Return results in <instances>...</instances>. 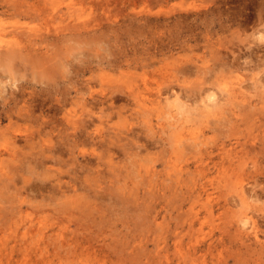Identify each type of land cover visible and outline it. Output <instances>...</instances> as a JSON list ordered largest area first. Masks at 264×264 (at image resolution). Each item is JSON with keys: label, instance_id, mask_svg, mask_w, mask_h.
I'll return each instance as SVG.
<instances>
[{"label": "rangeland", "instance_id": "374dc122", "mask_svg": "<svg viewBox=\"0 0 264 264\" xmlns=\"http://www.w3.org/2000/svg\"><path fill=\"white\" fill-rule=\"evenodd\" d=\"M37 1L0 0V27L13 30L21 25L18 30L22 31L28 25L42 27L41 32L51 29L47 32L51 36L56 34L51 23L56 27L87 21L92 30L96 21L100 28L73 36L66 29L68 32H62L68 35L62 40L42 44L52 52L45 56L49 58L47 73L45 66L44 70L37 66L41 64L38 59L34 64L22 62L23 58L12 64L0 63V111L13 107L15 114L16 110L31 111L37 119L20 118L12 124L7 119L1 121L0 152L12 146L15 134L19 137L30 132L38 136V141L46 133L43 138H49L52 130L50 125L41 124L38 115L42 113L46 118L58 119L67 109L68 115L82 117L86 124L91 121L89 117H94L96 124L88 130L99 136L96 142L86 136L76 148L84 151L78 157L69 154L64 143L68 153L63 150L54 167L57 175L70 183L75 173L90 179L89 189L80 187L84 183L79 179L76 185L78 192L91 194L96 203L76 204L74 208L68 203L63 205L59 202L63 197L47 192L46 187L54 181L49 173L23 170L29 159L26 148L16 159L5 152L0 156L5 159L2 165L11 170L0 171V264H174L179 256L174 250L176 234L182 238L180 248L185 254L190 244H195L193 264H264V107L260 102L264 101V93L253 87L264 76V0H82L83 7L79 0H39V7L34 4ZM19 5L25 14L31 5L30 13L37 11L40 21L23 15L18 18V12L23 11ZM43 7L51 13L50 28L49 20L42 19L47 16ZM13 11L16 15H11ZM60 11L76 12L77 20L74 15H60ZM7 36L12 39L10 34ZM59 61L66 68L62 69ZM56 63L62 70L54 66L59 70L52 72ZM13 80L16 84L10 85ZM134 83L141 86V97L148 105L142 112L134 104L136 99L126 97ZM230 86H242L249 95L257 94L251 96L254 101L260 96L256 101L260 106L252 110L262 120L256 118L254 124L250 116V123L244 120L235 127L219 126L215 114L205 116L201 97L207 92L222 97L224 88ZM91 91L97 98L113 92L114 105L111 99V104L106 102L108 99H98L95 105L78 102L80 97L88 98ZM4 95L9 97L4 99ZM63 97L68 98L63 104L65 110L55 109L53 99ZM27 98L29 101L24 102ZM53 109H58L56 115ZM226 114V118L232 117ZM55 131L49 133L55 135L53 140L59 137ZM194 132L203 141L198 150L187 145ZM18 137L19 145L24 140ZM182 142L188 147L176 151L173 146ZM223 146L226 150L235 146L239 152L246 151L244 159L232 158L236 164L231 163L230 158L236 154L228 156L224 152L225 166L215 165L213 160L220 161L218 153L222 154ZM254 159L257 162L253 167ZM178 176L184 195L175 181ZM95 183L107 186L113 198L100 186L96 189L101 192L92 194ZM204 185L211 202L205 199V193L200 197L193 194L196 198L191 200L192 189ZM241 187L257 197L249 200L247 208L239 202ZM218 203H225V208ZM245 209L254 228L239 224L240 212Z\"/></svg>", "mask_w": 264, "mask_h": 264}, {"label": "bare ground", "instance_id": "6f19581e", "mask_svg": "<svg viewBox=\"0 0 264 264\" xmlns=\"http://www.w3.org/2000/svg\"><path fill=\"white\" fill-rule=\"evenodd\" d=\"M85 1V0H84ZM46 2V1H45ZM80 2H82V0L80 1H78V3H79V5H82L81 7H83V3L81 4ZM47 3V2H46ZM87 3V2H86ZM8 4V3H7ZM28 4V5H27ZM34 4H37L38 5V7H39V0L36 2V3H34ZM49 4V3H48ZM25 5H27V7L29 6V3H24V6ZM31 5H32V3H31ZM30 5V8L32 7ZM42 5L43 4H41L40 6H41V8H42ZM54 5V4H53ZM69 5V4H68ZM72 5H73V3H72ZM35 6V5H34ZM76 6V5H75ZM74 6V7H75ZM19 7H21L20 5H19ZM26 7V6H25ZM45 7V6H44ZM43 7V9H44V12H43V9H41L42 10V12L43 13H45V14H47L45 11L47 10L46 8L48 7H46V8H44ZM54 7V6H53ZM70 7L71 6H69L68 8L70 9ZM77 8H79L78 6H76ZM75 7V8H76ZM80 7V8H81ZM13 8V7H12ZM12 8H10V9H12ZM18 6L17 7H15V11H19V10H23V7H21L22 9H20V8H18ZM30 8H28L29 9V11L31 12V9ZM68 8H67V10H68ZM9 9V8H8ZM17 9V10H16ZM27 9V10H28ZM39 9V8H38ZM46 9V10H45ZM50 9H51V7H50ZM50 9H48V11L47 12H49V11H51ZM35 10V9H34ZM33 10V11H34ZM41 10H40V12H41ZM61 10V9H60ZM73 11H74V9H73ZM1 12H3V11H1ZM17 12H14L13 11V13H15V14H11V15H16V13ZM23 12V13H22ZM22 12H18V18H20L22 15H23V17H26V18H29V19H36L37 18V21H38V19H40L41 18V16L38 14V12L36 13L35 11L34 12H32V14L30 13V12H27L26 14H25V12H24V10L22 11ZM55 12H58L57 10H55ZM60 12H62L60 15H62V16H64V15H66V17L68 16V18H70V17H72L74 14L76 15V12L75 13H72L71 11H69L70 12V14H67V13H63V11H60ZM65 12V11H64ZM4 13V12H3ZM10 13H12V11L10 12ZM45 14L43 15V16H45ZM51 13L49 12L48 14H47V18L46 17H42V19L44 20V18L46 19V20H49V17H48V15H50ZM75 15H74V18H75ZM78 15V14H77ZM62 16H59V17H62ZM11 17H15V16H11ZM40 17V18H39ZM53 17H54V15H53ZM25 18V19H26ZM64 18V17H63ZM73 18V19H74ZM41 19V20H42ZM52 19H50L49 20V23H48V21H47V23H48V25L47 26H49L50 25V21H51ZM65 20V19H64ZM74 20H77V18H75ZM40 21V20H39ZM38 21V22H39ZM45 21V20H44ZM43 21V23H45ZM55 21H56V18H55ZM62 22H63V20H61ZM68 21V20H67ZM4 22H5V20H4ZM54 22V21H53ZM76 22H78V23H73V25H71L72 23L70 22V25L68 24V25H63V26H60V25H58V26H54V24L53 23H51L52 24V31L54 32V31H56V32H54V33H56L54 36L52 35H50V34H52L51 32H50V34L49 33H47V32H49V31H51V29H49V30H43L44 31V33H43V31L41 32L40 31V29H42V27L40 28V29H37V27L35 28V27H32V26H27L26 24H24L25 26H23L24 28L27 26L28 28L27 29H29V30H31V29H33L34 30V32H31V31H29V30H27V29H23V31H22V29L21 30H18L19 28H22V26L21 25H16V26H18V27H16V28H14L13 30H8V27H4V28H2V27H0V63L2 62H10V64H12V62L13 61H15L16 62V60H21V58H23L22 59V62H25V61H29V62H31V64H34L35 62H34V60H36L37 61V59H38V61L39 60H41V64L38 62L37 63V66H38V64L39 65H41V66H43V70H44V66H45V70H46V73H47V71H49V69L48 68H46V59H49L48 57H49V54L50 55H52L51 53H50V51H48V50H45L47 47H45L44 46V48H42V44L44 45L45 43H48V44H52V43H50V41L51 40H55V39H57V41H60V40H62L64 37H66L68 34H70V35H83V34H88V33H90L92 30H93V32H94V30H98V28L97 27H99V24L97 25V24H95L96 23V21H95V23L94 24H92V30H91V28H89L90 27V24L91 23H88L87 21H84V22H82V23H80V21H76ZM90 22V21H89ZM23 23H25V22H23ZM31 23V22H30ZM43 23H41V24H43ZM47 23H45V24H47ZM59 23V22H58ZM61 23V22H60ZM5 24V23H4ZM29 24V23H28ZM62 24V23H61ZM89 24V25H88ZM15 26V25H14ZM37 26V25H36ZM39 26H40V24H39ZM50 26H49V28H50ZM53 26L55 27V29L53 28ZM89 26V27H88ZM93 26H95L94 28H93ZM45 27V29H48V28H46V25L44 26ZM7 28V29H6ZM96 28V29H95ZM100 28V27H99ZM2 29H6V32H2L1 30ZM44 29V28H43ZM69 31H67V30ZM27 30V31H26ZM67 31L68 32V34L67 33H65V32H62V31ZM17 31V32H16ZM26 31V32H25ZM46 31V32H45ZM62 33H61V32ZM11 32H13V34L11 33ZM27 32H30V33H28L27 34ZM59 32V33H58ZM11 35V37L10 38H12V39H10V40H8V36L7 35ZM7 36V39H4L5 37ZM72 36H70V37H72ZM14 37V38H13ZM78 37V36H77ZM258 38L259 39H261L262 38V35H259L258 36ZM57 41H55V44H56V42ZM5 42H6V44H5ZM63 42H65L64 40H63ZM61 43V42H60ZM37 44H38V46L39 47H37ZM58 44V43H57ZM46 46H48V45H46ZM40 52H39V51ZM47 52V53H46ZM49 52V53H48ZM40 54V55H39ZM46 54V55H45ZM47 54H48V57L46 58L45 56H47ZM56 53H54V55H55ZM54 55L53 56H51V57H54ZM262 57V56H261ZM19 58V59H18ZM55 58L56 57H54V60H55ZM25 59V60H24ZM59 59H57V61H58ZM61 60V59H60ZM52 61V60H51ZM21 61H19V62H17V63H20ZM49 63H50V60L48 61ZM61 62H62V60H61ZM60 65H62L61 63H60V61L58 62ZM23 67H24V64L23 63H20ZM54 64H55V62H54ZM58 64V65H59ZM14 65V64H13ZM16 65H18V64H16ZM58 65H57V63H56V65H53V70H52V72H54L55 70H57V72H58V70L59 69H61V68H59L60 67V65H59V67H58ZM64 65V64H63ZM63 65H62V69H64V68H66V67H63ZM32 67H33V65H31ZM35 66V65H34ZM49 66V65H48ZM47 66V67H48ZM54 66H56L57 68H59V69H55V67ZM65 66V65H64ZM18 67H20V65L18 66ZM17 66L15 67V68H18ZM31 67V68H32ZM39 67V66H38ZM14 68V69H15ZM35 68V67H34ZM37 68V67H36ZM61 69V70H62ZM40 70H41V68H40ZM42 71V70H41ZM40 71V72H41ZM44 72V71H43ZM50 73V72H49ZM56 73V72H55ZM42 74V73H41ZM44 74V73H43ZM51 74V73H50ZM15 78V77H14ZM17 80V79H16ZM16 80H13V81H11L10 82V85H12V84H16ZM142 81V80H141ZM147 82V81H146ZM130 83H131V81H130ZM130 83H129V85H130ZM142 83V82H141ZM9 84V83H8ZM125 84H128V82L127 83H125ZM137 84V83H136ZM140 84V83H139ZM4 85H6V84H4ZM133 85V84H132ZM134 85H135V83H134ZM142 85H143V83H142ZM125 86H127V88L129 89V87L130 86H128V85H125ZM144 86V85H143ZM142 86V87H143ZM4 87V86H3ZM139 87H141V86H137V85H135V87H131L130 88V90L127 92V96L126 97H132V99L134 100V99H136V103L134 102V104H136L137 106H138V108H137V110H139V112H140V110H141V112L142 111H144V109L143 108H145V107H147L148 108V105H147V103L145 102L146 100V98L145 97H141L142 95H141V91L142 90H139ZM253 87H254V89H257V91L261 88V89H263V90H261L262 92L261 93H264V76L262 77V78H260L254 85H253ZM144 90V89H143ZM112 91V90H111ZM147 91V90H146ZM203 91V90H202ZM247 90L246 89H244L242 86H240V87H225L224 88V93H223V95H222V97H216L215 96V93L214 92H207L206 94H205V96H203V97H201L202 98V104H203V108H204V111L206 112L205 114V116H208V115H210V114H215L218 118H217V122H218V124H219V126L222 124V126H227L228 124L230 125V124H232L233 126H234V124H235V126H238L239 124H241L242 122H244V120H247V122L249 121V119L250 120H253L252 122L254 123L255 121H256V118L258 119L257 121H260V120H262V118H260L259 116H255L256 115V113L254 114V112L255 111H253L254 110V108H256V105H258V103L259 102H256L257 100H259V98H260V96H259V98H256V100L254 101V100H252V98H251V96L252 95H255V94H252V95H249L248 94V92H246ZM255 91V90H254ZM254 91H252V92H254ZM256 91V92H257ZM188 92H191V91H188ZM204 92H205V90H204ZM110 93V92H109ZM113 92H111L110 93V95H108V94H104V96H102L103 98H104V100H103V98H100V97H98L97 98V94L95 95V93L93 92V91H91L89 94H90V96L88 97V98H83V97H80L78 100V102H80V100H81V104H90V103H93V105H95L94 103H98V102H100V101H98V99H100L101 101H106V99H111V103L113 104V102L115 103V97L113 96V94H112ZM124 93H125V91H124ZM249 93H250V91H249ZM126 94V93H125ZM199 95V94H198ZM200 95L202 96V92H200ZM257 95V94H256ZM255 95V96H256ZM65 96V95H64ZM145 96V95H144ZM263 96V95H262ZM9 96L8 95H4V99H7ZM253 97V96H252ZM12 98H14V97H12ZM84 99V102H82L83 101V99ZM118 98V97H117ZM17 98L15 97L14 98V100H16ZM53 100H55L56 102L55 103H52V101H50L51 103H52V106H55V109H56V107H58V108H60V110H61V108L62 109H64L63 108V104H65V102H68V98L65 100L64 99V97H63V99H53ZM106 101V102H109L110 103V100L109 101ZM129 99L127 98V101H128ZM145 100V101H144ZM163 100V99H162ZM260 100H262V97H261V99ZM26 101H29L28 100V98L27 99H25V101L24 102H26ZM98 101V102H97ZM166 101V100H165ZM131 102H133L132 100H131ZM158 102H160L161 103V100H158ZM256 102V103H255ZM261 102V104H262V108L264 107L263 105H264V101H260ZM43 103V102H42ZM110 103V104H111ZM44 104V103H43ZM109 104V105H110ZM127 104H128V102H127ZM130 104V103H129ZM133 104V103H132ZM152 104H154V103H151V106H153ZM41 105V104H40ZM92 105V104H91ZM114 105V104H113ZM136 105H135V108H136ZM147 105V106H146ZM111 106V105H110ZM144 106V107H143ZM150 106V105H149ZM258 106H260V105H258ZM66 107V106H65ZM139 107H142V109L141 108H139ZM39 108V107H38ZM40 108H41V106H40ZM131 108V107H130ZM147 108H145L146 110H147ZM152 108H154V107H152ZM260 108V107H259ZM13 109H15V108H9V109H3L2 111H0V123H1V121H3L4 119H7L8 121H9V124H12V123H14V122H16L18 119H29L30 118V120L32 119V118H34V116H36L35 115V113L33 114V112H31V111H26V112H21L20 110H16V113L17 114H15L14 113V111L15 110H13ZM48 109H50V107L48 108ZM48 109H47V111H48ZM52 109V108H51ZM229 111H228V110ZM253 109V110H252ZM40 110V109H39ZM54 110V109H53ZM58 110V109H57ZM56 110V111H57ZM65 110V109H64ZM145 110V111H146ZM257 110V109H256ZM55 111V110H54ZM56 111L55 112H53V114L55 113V115H56ZM253 111V113H251ZM49 112V111H48ZM61 112V111H60ZM62 112H63V110H62ZM65 112V111H64ZM228 112V115H229V113H230V115L232 116V117H229V118H226L224 115L226 114ZM248 112H250L251 114H247ZM259 112H261L262 113V110H259ZM41 113H42V111H41ZM146 113H147V111H146ZM264 114V113H263ZM263 114H261V115H263ZM46 115V114H45ZM45 115L42 113L40 116L38 115V117H39V119H42L41 120V124L43 123V124H45V125H50V127H51V132H53V131H58L57 132V134H59L58 136L59 137H57V140H53L52 138H54V136L55 135H52V136H50L49 135V133H51V132H49L48 133V136H49V138H43V136L46 134V133H44L43 134V136H42V131H38V135H40V137L42 136V139H40V137H39V139L40 140H38L37 141V139H36V137L38 138V136H35V134H33V133H26L25 132V134L24 135H20L19 137L17 136V134H15L12 138V142H11V144H12V146L11 147H6V149H5V151H2V152H0V156L1 155H3L5 152L6 153H9L10 155H12V156H14V158L16 159L17 158V154L18 153H21V154H23V152H24V150L23 149H27V150H25V152H27L28 153V157H29V159H26V168H24L23 170H26V172L27 173H38V174H43V173H49L50 175H51V177H53V182L51 183V185L50 186H47L46 188H47V192H52L53 191V193L54 194H57V197L58 198H62L63 197V200H60L59 202H61L63 205H65L66 203H68L69 205H72V208H74L73 207V205H81V204H89L90 203V206H93V203H96V201H95V199H94V197H92L91 196V194H84V193H80V192H78V187L79 186H77L76 185V182H77V179H79L80 180V183H84V186H80V187H82V188H84V189H89L90 187H92L91 186V184H90V182H89V185H87V182L90 180V179H88L87 177H85V176H83V175H81L80 176V174H74V182L73 183H70V180H62V178H61V176L60 175H57V173H56V170L57 169H55V167H54V165L56 164V163H58L59 162V160H61V158H60V156H61V154H63V150H65L66 151V149H63V144L66 146H64V148H68V150H69V154H71L73 157H78V155L80 154V152L82 153H84V151L82 150V151H77L76 150V148L78 147V145L80 144L79 142H82V140L86 137V136H88V137H90V138H92V140H94L96 137H99V136H95V134H93L90 130H88V128H89V126L92 124V125H94V124H96L95 122H94V117H93V119L91 118V117H89V118H91V119H87V120H91V121H89L90 123L89 124H86L85 123V120L82 118H80V117H75V115H68L67 114V109H66V112L64 113V114H62V116L60 115L59 117H58V119L55 117V116H52L51 118H46L45 117ZM51 115V114H50ZM49 115V116H50ZM227 115V114H226ZM91 116H93V115H91ZM252 117V118H249V119H247L248 117ZM41 117V118H40ZM44 117H45V119H44ZM36 118V117H35ZM34 118V119H35ZM59 118H61V119H59ZM27 119V120H28ZM34 119H32V121H34ZM255 119V120H254ZM260 119V120H259ZM35 120H37V119H35ZM86 120V121H87ZM264 120V119H263ZM88 122V121H87ZM217 122H215L216 124H217ZM241 122V123H240ZM263 122V121H262ZM261 122V123H262ZM248 123H250V122H248ZM257 122H255L254 124H256ZM244 124H246V122L244 123ZM264 124V123H263ZM263 124H262V126H263ZM9 126V125H8ZM234 126V127H235ZM257 126V125H256ZM259 126V125H258ZM70 128H71V130H70ZM175 128V127H174ZM261 127H259V129H260ZM66 129H68L70 132H68V130H67V132H66ZM258 129V128H257ZM263 130H264V127H263ZM263 130H262V132H263ZM55 131V132H56ZM177 132V131H176ZM240 132V131H239ZM23 134V133H22ZM259 134V133H258ZM47 135V134H46ZM45 135V136H46ZM83 135H85V136H83ZM192 136V142L190 141L187 145L188 146H192V147H194V148H197V150L201 147V144H202V140L201 139H199L200 137H198L199 136V134H196L195 132L194 133H192L191 134ZM82 136H83V138H82ZM240 136V135H239ZM255 137H257L256 135H254ZM17 137L18 138H21L20 140H24V142H22V143H19V145L17 144V142H18V139H17ZM101 137V136H100ZM181 136L179 135L176 139H179ZM190 137V138H191ZM60 138V139H59ZM189 138V137H188ZM264 138V137H263ZM105 139V138H104ZM22 140V141H23ZM60 142H59V141ZM67 140V141H66ZM98 140H99V138H98ZM103 140V139H102ZM109 140V139H108ZM184 140V139H183ZM95 141V140H94ZM105 141V140H104ZM110 141V140H109ZM241 141H242V139H241ZM241 141H239V142H241ZM96 142V141H95ZM106 142H107V140H106ZM236 142H238V141H236ZM243 142H245V140L243 141ZM98 143V142H97ZM110 143V142H109ZM242 143V142H241ZM263 144H264V142H263ZM186 144H184V142H182V144H179V145H175V146H173L174 148H175V150L176 151H180V150H182L183 151V149L184 148H182V147H188ZM242 146H244L243 145V143L241 144ZM264 145H262V148H264L263 147ZM5 147V146H4ZM191 147V148H192ZM38 148V149H37ZM193 148V149H194ZM223 148V151H222V154H220V153H218L219 154V158H220V161H214L213 160V162H214V164L215 165H222V167H224L225 165H223L224 163L222 162L223 160H224V157H223V155L224 154H226V153H224V152H227V155L229 156L231 153H235L236 155H234V156H232L231 158H230V160L232 161L233 159L232 158H237L239 161H240V159H244V152H246V151H241V152H239L238 150H236L237 148L235 147V146H233V147H231V148H228V150H226L225 149V147L223 146L222 147ZM244 148H245V146H244ZM261 148V147H260ZM36 149V150H35ZM3 150H4V148H3ZM17 150H19V152L17 151ZM29 150V151H28ZM67 150V151H68ZM222 149L220 148V151H221ZM242 150V149H241ZM261 150V149H260ZM66 151V152H67ZM182 151H180V152H182ZM255 153L257 152L256 150L254 151ZM68 153V152H67ZM207 153V152H206ZM70 155V156H71ZM85 155V154H84ZM255 155H257V153L255 154ZM209 158H211V156H210V154H209V152H208V155H207ZM231 156V155H230ZM229 158V157H228ZM4 160L5 159H3V158H0V171L1 172H7V171H9V170H11V168H10V166H9V168H8V170H6L5 169V165L3 166L2 164H3V162H4ZM237 160V161H238ZM255 162H257V159H254V161L252 162L253 163V167L256 165V163ZM231 163H234V164H236L235 163V161H232ZM233 165V164H232ZM238 165V164H237ZM236 165V167H238ZM252 167V166H251ZM247 169V168H246ZM250 169V168H249ZM177 176V175H176ZM180 178V176H178V177H176V179H175V181L177 182H179L180 183V185H178V186H180L179 187V191L180 192H182V190H183V187H181V181L180 180H178ZM204 178V177H203ZM200 179V178H199ZM183 180V179H182ZM225 181H227L226 180V178H225ZM196 182V181H195ZM194 182V183H195ZM229 183V182H228ZM236 183L237 182H235V184L234 185H236ZM53 185V186H52ZM88 187H87V186ZM224 185H225V182H224ZM103 187V186H101V183H95V188H94V191H92L91 193L92 194H94L95 196L97 195V194H99L101 191H99L98 189H96V187ZM178 186L176 187V189H178ZM208 186V185H207ZM226 186V185H225ZM242 186V185H241ZM204 187H206V185H204V186H201L200 188H197V189H195V190H193L192 189V191L190 192V193H192V195L193 194H195V195H197V196H199V195H201V194H206V198L205 199H208L209 200V202H211L210 200H211V198L209 197L210 196V193H209V189L208 188H204ZM104 188V190L108 193V188H107V186H104L103 187ZM200 189H203V190H200ZM191 190V189H190ZM46 191V190H45ZM178 192V191H177ZM107 193H106V195H107ZM111 193V192H110ZM190 193H189V196H191L190 195ZM252 192H249V189H244L243 187H241V190H240V192L238 193V196H239V202L242 204V206L244 207V208H247L248 207V204L250 203V201L249 200H255L257 197L256 196H254V194H251ZM112 194V196L111 195H109V193H108V195L110 196V197H112L113 198V196H114V194H113V192L111 193ZM182 194L184 195L185 193L184 192H182ZM195 195H193V196H191V200H192V197L194 198H196V196ZM108 196V197H109ZM188 197V196H187ZM200 197V196H199ZM202 197V196H201ZM56 198V197H55ZM204 198V197H203ZM213 198V197H212ZM57 199V198H56ZM199 199V198H198ZM196 200V199H195ZM204 200V199H203ZM219 200V199H218ZM227 200V199H226ZM206 202H207V200H205ZM108 202H109V200H108ZM111 202V201H110ZM57 204H58V202H56ZM193 203V202H192ZM203 203H205L204 201H203ZM111 204V203H110ZM207 203H205V205H206ZM219 205H220V207H224V206H226V204L224 203V204H221V203H218ZM192 205V204H191ZM194 205V204H193ZM216 206H217V204H215ZM215 207V206H214ZM69 208V207H68ZM225 208V207H224ZM227 208H230V206L229 207H227ZM126 208H124V210H125ZM190 209V208H189ZM192 209H193V207H192ZM206 209V208H205ZM123 210V211H124ZM231 210V209H230ZM229 210V211H230ZM128 211V210H127ZM126 211V212H127ZM190 211H192L191 209H190ZM206 211H207V209H206ZM223 211V213H224V210H222ZM227 211V210H226ZM232 211V210H231ZM125 212V211H124ZM191 213V212H190ZM208 213V212H207ZM222 212H221V214H223ZM228 213V212H227ZM230 213V212H229ZM74 214V213H73ZM210 214H212V213H210ZM210 214H207V215H210ZM191 215H192V213H191ZM197 215V214H196ZM70 216H72V214L70 213ZM26 217V216H25ZM194 217V216H193ZM23 218V217H22ZM238 218V217H237ZM24 220V219H23ZM200 221V220H199ZM238 221H239V224L242 226V227H245V228H254V224H251V222H250V220H249V215H248V212H247V210L245 209L244 211H241L240 212V216H239V218H238ZM229 222H230V220H229ZM202 223V222H201ZM224 224V223H223ZM32 225H34L35 226V224H30V226H32ZM190 226V225H189ZM178 234H176V237H175V239H173V242H174V250H175V252L177 253V255H179L178 256V258L175 260V262H174V264H182L181 263V261L183 260L184 261V264H187V260L186 259H188V260H190L191 261V263L193 264L194 262H195V260L196 259H194V257L192 256V253L193 252H195L197 249L195 248V244L192 242L191 244H190V251H188V254H185L182 250H181V244H182V238L181 239H178V236H177ZM192 237V236H191ZM191 237H190V239H191ZM198 239V238H197ZM195 240V239H194ZM197 242H200L199 240H196ZM195 241V242H196ZM208 246H210V245H208ZM208 249V248H207ZM187 255L189 256V257H187ZM165 257H166V259L167 260H170V258H169V255L166 253L165 254ZM206 264V263H205Z\"/></svg>", "mask_w": 264, "mask_h": 264}]
</instances>
